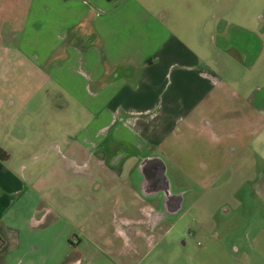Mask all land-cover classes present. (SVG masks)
Listing matches in <instances>:
<instances>
[{
	"label": "rangeland",
	"instance_id": "374dc122",
	"mask_svg": "<svg viewBox=\"0 0 264 264\" xmlns=\"http://www.w3.org/2000/svg\"><path fill=\"white\" fill-rule=\"evenodd\" d=\"M134 1L180 33L187 28L186 44L213 67L221 59L211 46L212 22L198 29L210 19V11L229 23L238 14L248 19L264 14V0ZM38 4L0 0V150L7 156L0 167L25 185L20 191L11 185L8 192L0 190V199H7L3 225L20 241L11 254L17 258L5 255L0 264H264V111L244 97L246 90L264 86V49L251 70L238 58V67L190 114L174 118L168 129L161 123L156 127L159 136L172 131L149 154L164 161L172 191L185 193L182 209L153 225L160 204L141 199L131 176L140 158L137 149L107 170L87 168L72 156L91 110L79 93L72 95L69 86L56 84L46 73L79 49V43H61L45 60L40 57L51 45L44 48L36 38L29 46L9 41L24 29L30 8ZM180 4L197 12L179 17L175 7ZM45 14L53 18L55 12ZM83 25L88 30L90 23ZM84 33L79 42L87 47L90 37ZM10 99L16 105L7 112ZM47 203L74 215L73 222L58 217L33 228L30 216ZM69 235L74 250L66 245Z\"/></svg>",
	"mask_w": 264,
	"mask_h": 264
},
{
	"label": "crops",
	"instance_id": "0c3cea01",
	"mask_svg": "<svg viewBox=\"0 0 264 264\" xmlns=\"http://www.w3.org/2000/svg\"><path fill=\"white\" fill-rule=\"evenodd\" d=\"M175 8L182 18L197 12L181 4ZM29 11L32 15L28 16L24 29L11 34L8 38L10 42L29 46L31 39L36 38L44 48L51 45L40 57L45 60L53 52L57 53L61 43H79V49L63 58L60 66L50 68L46 75L65 89L68 88L63 84L69 86L68 91L72 95L74 92L77 95L79 93V99L91 110L90 123L80 131L76 138V151L72 152L75 157L72 158L87 168H93L94 165L104 170L118 167L131 156V149L135 148L140 157L133 168L135 171L139 160L152 156L146 155L159 147L172 131L168 130L166 135L159 136L155 132L159 123L165 124L167 129L173 126L174 118L190 114L192 108L222 85L224 75L238 67V58L251 70L264 49V42L260 40L264 38V25L259 26L264 14L250 19L247 15L238 14V19L229 23L213 14V9L210 11V19L199 24L198 29L202 31L204 25L207 28L212 22L210 29L214 36L211 46L221 59L213 67L208 57L193 51L186 44L184 37L187 28L181 30L185 36L183 34L180 37L178 29L160 22L152 10L134 0H39V4L32 5ZM52 12H55L53 18L45 14ZM42 14L44 17L41 18ZM169 18L172 20L171 14H168ZM37 23V29L32 31ZM89 23L87 30L83 24ZM83 32L90 37L87 47L80 46ZM199 36L197 34L196 38ZM33 56L37 59L36 54ZM223 56L230 60L226 62L228 59H222ZM217 67L221 70H217ZM236 76L240 77L241 74L237 72ZM99 82H102L101 87L95 90ZM246 92V102L264 111V86ZM15 105V100L10 99L6 104L7 112H11ZM108 139L110 143H122L129 148L123 161L120 160L116 165L109 166L107 163L111 149H106L113 145H108ZM2 155L6 157L2 160L4 163L7 156L5 153ZM10 185L17 191L25 188L19 176L0 167V190L8 192ZM6 205L7 199H0V260L3 259V262L5 255L12 261L17 258L11 254L20 246V241L14 238L11 229L3 225L5 211L2 208ZM38 210L29 218V225L33 228L50 225L58 217L67 224L74 220V215L50 203L41 211ZM70 236L66 238V245L74 250L75 245ZM77 263L78 260H75L71 264ZM1 264L4 263L1 261Z\"/></svg>",
	"mask_w": 264,
	"mask_h": 264
},
{
	"label": "water",
	"instance_id": "95a60500",
	"mask_svg": "<svg viewBox=\"0 0 264 264\" xmlns=\"http://www.w3.org/2000/svg\"><path fill=\"white\" fill-rule=\"evenodd\" d=\"M94 11L96 9L91 7ZM133 182L143 199L160 197V208L152 218V224L172 219L182 209L185 192H173L167 176L166 165L158 156L141 158L133 174Z\"/></svg>",
	"mask_w": 264,
	"mask_h": 264
},
{
	"label": "flooded vegetation",
	"instance_id": "af4514ba",
	"mask_svg": "<svg viewBox=\"0 0 264 264\" xmlns=\"http://www.w3.org/2000/svg\"><path fill=\"white\" fill-rule=\"evenodd\" d=\"M107 143H108V145L113 144L112 148L110 146H108V148L106 149L107 151H110V149H111V153H108V155H107V160H108L107 163H108L109 166L116 165L128 153L129 148H128L127 145L122 144V143H116V142H111L110 143L109 139H108ZM150 155L151 154H149L148 156H150ZM133 174H134V171L132 170L131 171V176L132 177H133ZM153 200H157V203L160 204V197L159 196L154 198ZM129 232H131L130 228H129Z\"/></svg>",
	"mask_w": 264,
	"mask_h": 264
},
{
	"label": "trees",
	"instance_id": "16d2710c",
	"mask_svg": "<svg viewBox=\"0 0 264 264\" xmlns=\"http://www.w3.org/2000/svg\"><path fill=\"white\" fill-rule=\"evenodd\" d=\"M106 1H108V2H113L114 0H106ZM2 154H4V153H2V151L0 150V160L2 161V160H4L6 157L5 156H3Z\"/></svg>",
	"mask_w": 264,
	"mask_h": 264
}]
</instances>
